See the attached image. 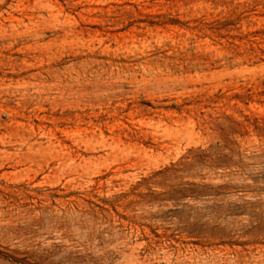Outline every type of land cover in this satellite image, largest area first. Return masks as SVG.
Instances as JSON below:
<instances>
[{"label":"rangeland","instance_id":"1","mask_svg":"<svg viewBox=\"0 0 264 264\" xmlns=\"http://www.w3.org/2000/svg\"><path fill=\"white\" fill-rule=\"evenodd\" d=\"M0 264H264V0H0Z\"/></svg>","mask_w":264,"mask_h":264}]
</instances>
